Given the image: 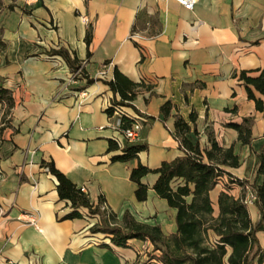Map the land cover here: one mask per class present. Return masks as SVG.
Returning a JSON list of instances; mask_svg holds the SVG:
<instances>
[{"label": "crops", "instance_id": "0c3cea01", "mask_svg": "<svg viewBox=\"0 0 264 264\" xmlns=\"http://www.w3.org/2000/svg\"><path fill=\"white\" fill-rule=\"evenodd\" d=\"M0 1V86L13 97L9 110L0 104V264L146 260L136 249L150 251L149 242L131 239L126 248L112 245L109 235L90 231L99 216L86 208L79 209L81 218L61 219L71 211L69 202L59 199L56 178L40 163L52 160L71 182L85 188L93 204L102 196L118 218L127 211L171 234L176 210L153 191L157 175L141 179L148 193L138 202L129 174L138 162L154 170L181 155L172 136L177 113L188 121L195 112L202 142L209 126L218 143L255 159L252 179L245 178L254 180L255 153L264 151V95L254 91L263 104L257 111L238 73L264 67V0H196L192 10L176 0H28L11 9ZM58 48L75 56L93 82L80 75L72 78L66 62L49 55ZM114 69L150 86L138 91L135 109L122 106L130 117L142 119L137 143L147 145L125 162L111 161L119 150L107 152L109 140L120 137L117 117L106 111L119 99L104 82L113 78ZM167 101L173 108L163 123L160 107ZM248 116L253 118L250 147L226 127ZM239 161L228 171L242 179L234 172L242 168L240 156ZM261 180L257 177L256 183ZM225 181L211 191L214 203ZM231 188L238 196L240 187ZM165 211L167 224L160 215ZM248 211L256 221L255 205Z\"/></svg>", "mask_w": 264, "mask_h": 264}, {"label": "trees", "instance_id": "16d2710c", "mask_svg": "<svg viewBox=\"0 0 264 264\" xmlns=\"http://www.w3.org/2000/svg\"><path fill=\"white\" fill-rule=\"evenodd\" d=\"M1 6V1H0ZM10 9L12 7H9ZM90 32L85 40L89 43ZM49 55L60 56L67 64L71 73L80 71V76L86 82L93 80L85 76L79 60L65 48L50 50ZM238 80L242 82L249 100L254 101L257 111L263 110L262 100L254 91L264 95V67L255 71L240 70ZM109 89L118 95L119 99L112 104L132 107L141 88L150 89L143 82L135 83L114 69L113 78L104 81ZM0 104L7 110L13 106V97L9 90L0 86ZM173 106L167 101L160 107L161 121L165 123ZM107 113L112 115L111 108ZM153 119V117H150ZM132 117L123 115L119 129L127 128ZM252 117H244L240 124L228 123L226 127L237 132V140L242 145L250 147ZM205 142L201 141V133L196 127V114L190 112L188 121L180 114L174 115L173 138L178 142L181 155L171 161H162L158 168L151 170L138 162L129 174V179L136 184L134 197L136 201L147 199L148 185L141 179L154 173L157 175L152 185L155 194L166 201L170 208L176 210V230L164 234L158 224L139 222L127 211L120 218L112 211L102 210L100 204L105 202L100 196L93 204L87 193L81 191L62 172L57 170L53 161L42 160L40 165L46 167L57 181L56 191L60 200L69 202L71 211L61 219L81 218L80 208H86L90 215H98L99 221L89 229L92 233L109 235L110 243L117 247H128L131 239L149 242L152 246L149 259L152 264H263L264 243L259 241L258 233L264 234V151L255 153L257 163L255 178L250 183L247 179L233 176L228 168L240 165L239 156L233 146L228 147L218 143L211 127L204 128ZM145 143H127L120 148L111 139L107 152L120 151L111 157L112 162H125L145 151ZM261 177L259 184L256 178ZM223 182V189L218 192L215 203L210 193L216 185ZM238 185L242 192L236 196L231 193V185ZM253 195V204L257 208L258 218L252 221L248 206L244 202L247 195ZM101 247L111 249L109 244Z\"/></svg>", "mask_w": 264, "mask_h": 264}, {"label": "built area", "instance_id": "2783aa9c", "mask_svg": "<svg viewBox=\"0 0 264 264\" xmlns=\"http://www.w3.org/2000/svg\"><path fill=\"white\" fill-rule=\"evenodd\" d=\"M161 1H165V0H161ZM176 1L178 2V4H180V6H182L186 10H192L196 2V0H176ZM79 72L80 71L78 70L72 73V78L79 76L80 75ZM109 108H111V111H112L111 116L117 117V125L115 129L116 131H118L119 136H120V137H115L114 140L118 143V145L122 144V140H124L127 143H137L140 140L142 119L138 116H133L132 117L133 120L131 124L127 128L121 130L119 128H120L122 116L123 115L129 116V115L122 110V106L112 104L109 106ZM1 177H2V174L0 170V179ZM80 189L81 191L86 193L84 187H81ZM253 201H254V196L251 194L247 195L244 200L247 206L253 204ZM100 207L102 210L107 209L105 202L101 203ZM30 224L35 225V222L30 221ZM142 249L143 248H141L140 250L136 249V254L137 255L142 254V251H143ZM148 263H153V260H150L149 258H147L146 260L139 261V264H148Z\"/></svg>", "mask_w": 264, "mask_h": 264}, {"label": "rangeland", "instance_id": "374dc122", "mask_svg": "<svg viewBox=\"0 0 264 264\" xmlns=\"http://www.w3.org/2000/svg\"><path fill=\"white\" fill-rule=\"evenodd\" d=\"M7 3V7H19L20 5H24L28 0H5ZM7 110V109H6ZM242 152H240V157L242 160V168L239 171H234L238 176L240 177H244V178H249L252 179L253 174H254V160L252 157H244V154L242 156L241 154ZM245 162V163H243ZM230 169V168H228ZM239 194L242 192V189H237ZM249 206V205H248ZM161 221L164 224H167L170 221V215L165 211V212H161ZM255 220V219H254ZM259 236V241L263 244L264 243V234L262 232H260ZM143 250V249H142ZM146 254L149 257V253L146 252V250H143V254ZM264 264V263H263Z\"/></svg>", "mask_w": 264, "mask_h": 264}]
</instances>
